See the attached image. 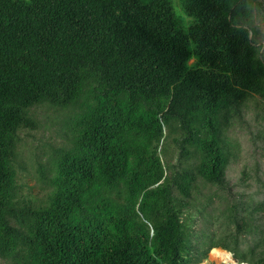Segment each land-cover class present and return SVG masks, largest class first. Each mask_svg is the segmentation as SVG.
<instances>
[{"label":"trees","instance_id":"1","mask_svg":"<svg viewBox=\"0 0 264 264\" xmlns=\"http://www.w3.org/2000/svg\"><path fill=\"white\" fill-rule=\"evenodd\" d=\"M180 1L186 29L171 0H0V258L199 264L221 247L264 264V181L239 200L227 177L229 131L264 99L253 1ZM42 104L69 133L33 202L16 162Z\"/></svg>","mask_w":264,"mask_h":264},{"label":"rangeland","instance_id":"2","mask_svg":"<svg viewBox=\"0 0 264 264\" xmlns=\"http://www.w3.org/2000/svg\"><path fill=\"white\" fill-rule=\"evenodd\" d=\"M252 1L254 16L251 22L253 25H257L260 31V35L256 37V45L261 47V53L264 54V40L262 38L264 35V0ZM171 2L176 14L180 17L182 27L188 28L192 17L187 15L184 10L182 11L180 0H171ZM259 2H261V6H258ZM256 8H258V14ZM32 113L36 119L35 126L20 131V153L16 162L17 181L20 185V193L24 198L39 202L45 198L50 189L48 177L52 174V159L55 149L64 145L69 130L67 124L64 123L66 112L42 104L36 105ZM263 129L264 99L255 96L250 99L244 117L237 120L229 131L235 152L234 160L227 169V177L232 185L230 198L239 200L253 198L255 200L258 199L257 191L263 189L259 179L264 181V147L263 141L258 137L259 131ZM164 136H167L166 130ZM170 139V137L166 138L165 146L167 148L165 153L161 154L165 164L168 161H173L175 157V148L169 143ZM41 167L45 170V178L41 176ZM243 171H245V175ZM219 194L221 195V192ZM220 202V197H216L213 206L220 207ZM209 210L211 209L209 208ZM205 218H209V216L205 215ZM212 249L199 264L230 263L215 259ZM0 264H10V262L0 258Z\"/></svg>","mask_w":264,"mask_h":264},{"label":"bare ground","instance_id":"3","mask_svg":"<svg viewBox=\"0 0 264 264\" xmlns=\"http://www.w3.org/2000/svg\"><path fill=\"white\" fill-rule=\"evenodd\" d=\"M212 253L215 259H221L222 261H225V262L229 261L231 264H237L235 260L232 258L231 254L224 249L213 248Z\"/></svg>","mask_w":264,"mask_h":264},{"label":"water","instance_id":"4","mask_svg":"<svg viewBox=\"0 0 264 264\" xmlns=\"http://www.w3.org/2000/svg\"><path fill=\"white\" fill-rule=\"evenodd\" d=\"M227 251V250H226ZM229 252V251H228ZM230 254H231V256H232V253L231 252H229ZM235 260V259H234ZM235 262L237 263V264H249V263H247V262H238V261H236L235 260Z\"/></svg>","mask_w":264,"mask_h":264}]
</instances>
